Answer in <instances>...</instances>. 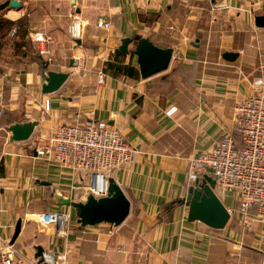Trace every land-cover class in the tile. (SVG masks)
I'll return each mask as SVG.
<instances>
[{"label": "crops", "instance_id": "obj_1", "mask_svg": "<svg viewBox=\"0 0 264 264\" xmlns=\"http://www.w3.org/2000/svg\"><path fill=\"white\" fill-rule=\"evenodd\" d=\"M19 1L14 9L0 0L8 3L0 11V255L32 259L42 248L68 253L70 264H264V223L243 224L231 196L216 193L231 214L224 230L189 222L185 201L191 161L224 136L240 143L235 107L258 91L257 81L264 84V28L255 25L264 0H69L73 29L60 6L46 17L52 1ZM99 20L111 27L98 28ZM39 33L50 38V62L33 42ZM142 38L175 57L147 80L131 53ZM228 52L238 59L226 61ZM51 71L71 76L45 95ZM173 106L178 112L169 117ZM88 120L109 122L137 150L110 176L132 204L114 235L108 224L82 229L75 209L62 205L86 202L92 173L39 158L33 147L40 135ZM28 122L39 123L33 137L11 141L9 128ZM47 212L71 215L67 237L41 224Z\"/></svg>", "mask_w": 264, "mask_h": 264}, {"label": "built area", "instance_id": "obj_2", "mask_svg": "<svg viewBox=\"0 0 264 264\" xmlns=\"http://www.w3.org/2000/svg\"><path fill=\"white\" fill-rule=\"evenodd\" d=\"M97 27L108 29L111 23L99 20ZM73 36L78 38L80 31ZM33 42L37 44L39 54L48 57L50 62V38L39 33L35 34ZM102 81L103 79L100 80ZM256 85L259 87L258 91L238 102L235 107V128L240 143L232 135L224 136L216 147L193 159L187 173V181L191 185L203 180L206 175L212 177L216 182L215 192L222 197L231 196L237 203V210L243 216V224H249L253 220L264 223V84L259 80ZM177 112V107L173 106L166 114L172 117ZM33 147L39 158L64 164L75 171L91 172L102 181L105 178L106 186L100 193L91 189L98 197L106 195L107 179L132 162L137 154V150L119 130L101 120L64 124L49 136L36 137ZM252 209L256 210L253 217L249 215ZM40 222L42 225L55 227L59 237L69 235V213H43ZM117 232L118 229L113 227L110 234ZM119 251L124 249L120 248ZM41 259L43 262H40ZM0 264L70 262L66 252L44 251L40 258L17 259L15 253L9 251L0 255Z\"/></svg>", "mask_w": 264, "mask_h": 264}, {"label": "water", "instance_id": "obj_3", "mask_svg": "<svg viewBox=\"0 0 264 264\" xmlns=\"http://www.w3.org/2000/svg\"><path fill=\"white\" fill-rule=\"evenodd\" d=\"M75 0L72 1V4ZM10 6L14 9L21 8L19 0H11ZM255 25L264 28V16L255 18ZM132 40L127 38L122 42L120 51L124 54L130 53L129 46ZM80 44V41H78ZM138 57L142 79L147 80L158 74L167 71L173 60L174 50L156 46L148 38H142L136 44L132 52ZM239 57L238 53H225L223 58L228 62H235ZM69 73L46 72L44 78L46 83L43 86V94H52L59 91L70 78ZM38 122L15 124L9 128L11 141L28 142L34 135ZM99 178L93 176L92 189L98 186ZM107 193L98 197L91 193L86 202H71L64 200L62 205L75 209L76 217L81 228L88 226L96 227L101 224H108L120 227L131 214L132 204L117 181L110 177L107 179ZM106 186V179L102 181V188ZM215 180L206 175L203 180H198L189 188L186 203L189 206V222H200L212 230H224L231 220V214L219 199L216 192ZM21 230V221L18 222L13 242L17 239ZM43 254V249L38 248L37 258ZM40 262H43L41 259Z\"/></svg>", "mask_w": 264, "mask_h": 264}, {"label": "rangeland", "instance_id": "obj_4", "mask_svg": "<svg viewBox=\"0 0 264 264\" xmlns=\"http://www.w3.org/2000/svg\"><path fill=\"white\" fill-rule=\"evenodd\" d=\"M52 1V4H49L48 12L49 13H45L46 17L50 18L51 16H49V14L52 12L53 14H55L56 12V7L60 6L61 9V15L63 16V20L67 23V27L73 29L74 26V20L72 17H68L70 14H74V5H71L69 0H50Z\"/></svg>", "mask_w": 264, "mask_h": 264}, {"label": "trees", "instance_id": "obj_5", "mask_svg": "<svg viewBox=\"0 0 264 264\" xmlns=\"http://www.w3.org/2000/svg\"><path fill=\"white\" fill-rule=\"evenodd\" d=\"M7 5H8V3H5V4L0 5V11L3 10V9H5V7H7Z\"/></svg>", "mask_w": 264, "mask_h": 264}, {"label": "bare ground", "instance_id": "obj_6", "mask_svg": "<svg viewBox=\"0 0 264 264\" xmlns=\"http://www.w3.org/2000/svg\"><path fill=\"white\" fill-rule=\"evenodd\" d=\"M96 189H99L98 186L95 188V192H96ZM98 191H99V192H98ZM101 191H102V189H101V190H97L98 193H100ZM104 191H105V189H104ZM97 192H96V193H97Z\"/></svg>", "mask_w": 264, "mask_h": 264}]
</instances>
